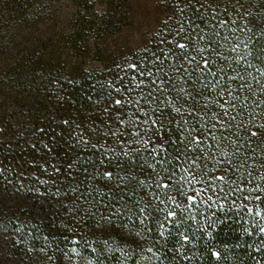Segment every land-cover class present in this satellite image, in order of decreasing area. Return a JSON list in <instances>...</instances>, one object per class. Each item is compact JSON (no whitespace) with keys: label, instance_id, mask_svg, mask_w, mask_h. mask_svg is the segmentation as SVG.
Returning <instances> with one entry per match:
<instances>
[{"label":"trees","instance_id":"1","mask_svg":"<svg viewBox=\"0 0 264 264\" xmlns=\"http://www.w3.org/2000/svg\"><path fill=\"white\" fill-rule=\"evenodd\" d=\"M33 1H0V264H264V0H73L19 41Z\"/></svg>","mask_w":264,"mask_h":264},{"label":"rangeland","instance_id":"2","mask_svg":"<svg viewBox=\"0 0 264 264\" xmlns=\"http://www.w3.org/2000/svg\"><path fill=\"white\" fill-rule=\"evenodd\" d=\"M39 3L38 0L33 1L34 6L38 8ZM46 4L47 9L40 18H35L31 9L22 16H16L10 24H7V28L19 38V41L27 40L31 36L50 34L54 30L68 31L71 28L75 17L73 0H53Z\"/></svg>","mask_w":264,"mask_h":264},{"label":"snow or ice","instance_id":"3","mask_svg":"<svg viewBox=\"0 0 264 264\" xmlns=\"http://www.w3.org/2000/svg\"><path fill=\"white\" fill-rule=\"evenodd\" d=\"M177 47L180 48V49H184V48L186 47V45H185V44H179V45H177ZM203 63H204V65H205L206 67L210 66L208 60H204ZM129 67H131V68H136V67H137V64H135V63L130 64ZM198 67H199V66L197 65V69H198ZM185 71H187V70H185ZM116 103H117V104H120L121 101H120V100H117ZM220 107L223 108L224 105L221 104ZM176 111H179V109H177ZM161 116H163V113H161ZM157 119L159 120V117H158ZM162 126H163V125H162ZM189 135H191V133H189ZM253 135H255V133H253ZM169 141H170V137H164V138H159V137H158V139H157V141H156V143H157V147L164 146V145H166ZM189 142L191 143V141H189ZM144 144L147 145V144H148V141H144ZM69 167H72V165H69ZM102 175H103L104 177H110V176H111V173H109V172H103ZM217 179H223V177L221 176V177H218ZM189 199H192V197L190 196ZM169 215H172V213L170 212ZM214 255H215V253H214Z\"/></svg>","mask_w":264,"mask_h":264}]
</instances>
